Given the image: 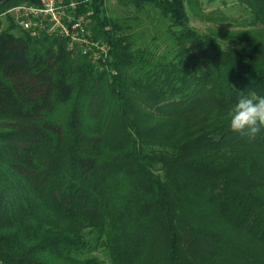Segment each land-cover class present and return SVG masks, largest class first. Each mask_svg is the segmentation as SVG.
<instances>
[{
    "label": "trees",
    "instance_id": "1",
    "mask_svg": "<svg viewBox=\"0 0 264 264\" xmlns=\"http://www.w3.org/2000/svg\"><path fill=\"white\" fill-rule=\"evenodd\" d=\"M63 2L86 43L2 28L40 1L0 0V264H264V129L228 116L264 96V0L223 36L186 0H119L156 15L148 42Z\"/></svg>",
    "mask_w": 264,
    "mask_h": 264
},
{
    "label": "rangeland",
    "instance_id": "2",
    "mask_svg": "<svg viewBox=\"0 0 264 264\" xmlns=\"http://www.w3.org/2000/svg\"><path fill=\"white\" fill-rule=\"evenodd\" d=\"M39 1L40 4L37 6L42 5L41 0ZM104 6L109 15L133 27V36L138 42L144 39L148 42L154 35L153 27L158 20L153 13L150 12L151 15L147 17L130 6L121 5L119 0H105ZM186 11L190 26L202 33L214 31L223 36L226 32L252 31V28L246 25L250 20L249 14L238 0H186ZM6 16L10 17L16 25L13 30L16 34L20 29L16 23V13L13 11L9 14L6 11L2 14V28L6 27ZM221 42L238 48L246 45L245 42L240 45L233 44L225 37H221ZM104 261V264H109L105 259Z\"/></svg>",
    "mask_w": 264,
    "mask_h": 264
},
{
    "label": "built area",
    "instance_id": "3",
    "mask_svg": "<svg viewBox=\"0 0 264 264\" xmlns=\"http://www.w3.org/2000/svg\"><path fill=\"white\" fill-rule=\"evenodd\" d=\"M42 5L21 4L10 8L7 13H16V23L19 28L26 31L31 37L42 34H52L70 38L69 47L72 43H81L86 40L77 36V30H81L83 17L76 20L71 17L68 8H73L74 3L64 4L63 0H41ZM68 24H71L72 32L68 30ZM103 52L105 47L101 48Z\"/></svg>",
    "mask_w": 264,
    "mask_h": 264
},
{
    "label": "clouds",
    "instance_id": "4",
    "mask_svg": "<svg viewBox=\"0 0 264 264\" xmlns=\"http://www.w3.org/2000/svg\"><path fill=\"white\" fill-rule=\"evenodd\" d=\"M228 116L233 132L242 133L254 141L264 129V96H242L230 109Z\"/></svg>",
    "mask_w": 264,
    "mask_h": 264
}]
</instances>
